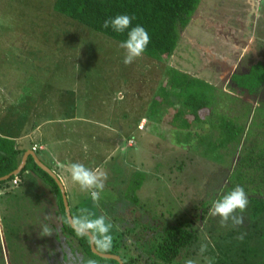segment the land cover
<instances>
[{"label":"rangeland","instance_id":"374dc122","mask_svg":"<svg viewBox=\"0 0 264 264\" xmlns=\"http://www.w3.org/2000/svg\"><path fill=\"white\" fill-rule=\"evenodd\" d=\"M53 2L0 0V135L40 125L34 141L41 143L36 146L42 151L36 154L64 181L73 215L103 216L112 225L110 248L123 257H136L134 264H164L147 250L154 231L170 224L185 225L196 234L173 264L232 263L231 256L223 255L224 236L247 230L246 211L236 213L243 216V224L230 220L222 226L210 208L223 196L229 166L250 144L249 131L244 130L240 145L230 148L225 163L213 161L217 158L211 152L209 158L204 155L197 136L212 132L214 113L238 117L239 123L251 126L249 130L257 120L254 113L245 117L244 103L230 100L222 91L238 96L229 83L231 74L264 59V0L259 5L200 0L166 62L142 55L129 65L123 63L120 43L58 15ZM258 14L263 15L259 20ZM249 26L254 27L250 33ZM179 72L217 89L214 113L203 111L201 126L179 129L173 124L177 103L185 106L187 95L176 98V90L169 85L162 91V86L170 74ZM257 103L264 107V94L253 105ZM211 136L204 144L214 151ZM258 140H264L262 129H254L250 138L256 144ZM56 161L64 165L58 172ZM71 163L106 176L103 188L97 189L98 201L71 179ZM19 178L18 187L9 182L0 190V264H97L86 254L74 257L70 236L54 239L47 206L50 193L56 195L53 189L30 173ZM155 223L160 227L157 224L153 231L150 225ZM45 225L50 235L42 233ZM202 245L207 246L203 253Z\"/></svg>","mask_w":264,"mask_h":264},{"label":"trees","instance_id":"16d2710c","mask_svg":"<svg viewBox=\"0 0 264 264\" xmlns=\"http://www.w3.org/2000/svg\"><path fill=\"white\" fill-rule=\"evenodd\" d=\"M199 3L200 0H54L52 9L58 15L72 20L73 23L80 24L117 43L127 38L128 30L124 33H117L111 26L104 28V21L120 14L134 17L130 28L140 25L150 36V42L143 55L164 63L175 53L179 44L180 32L189 24ZM178 74H182L181 77L184 78H180ZM191 78L194 77L186 73H172L169 79L163 82L164 86H162V91L169 85L176 90L178 92L176 98L181 99V96L187 95L186 105H180L182 102L177 103L179 109H176L172 118L173 124L178 126L179 129H190L193 124L200 126L204 124L205 121L201 119L200 115L203 111H207L208 114L213 112L211 105L217 97V89L212 84L204 87L199 81ZM232 79L238 87L245 88L252 93L264 83V73L261 75L254 68L250 73L234 76ZM211 85L214 89L213 96L210 94ZM183 107L189 112L186 111V113ZM247 111L244 114L245 117L249 112ZM184 114L190 115L191 119H187ZM214 114L212 120L210 119L209 127L212 134L208 133L197 137L199 143L203 145L204 155L208 157V152H211L217 158H211L213 161L225 163V158L230 157L229 155L232 154L230 148L234 150L240 144L245 124L239 123L238 117L231 118L223 114ZM178 119L181 122L179 120V123H176ZM249 134L254 137V130ZM195 135L197 134L195 133ZM209 135H212V138L214 136L216 141L214 151H211L204 144L205 138ZM249 143L244 147L245 152H240L238 163L229 178V186L226 187L227 192L237 185L244 188L249 200L245 210L249 219V226L246 231L231 230L225 234L224 238L227 240L225 251L227 253H222L225 257L231 256L230 260L232 262L230 263L227 260V264H264V149L258 147L252 141H249ZM23 154L24 150L16 148L13 138L0 135V178L10 174L19 166ZM24 173L39 177L53 189L64 224L67 230L76 236L84 254L93 259L95 258L97 264H118L116 260L103 259L92 253L89 237L87 235H77L75 230L69 226L65 218L61 192L57 184L35 164L32 157L27 158L25 166L17 176L1 181L0 189L9 186V182ZM157 224L150 225V229L154 231L157 228L156 226L159 225ZM161 227V230L157 228L158 231H154L147 254L160 263L173 264L177 261L181 252L193 244L196 234L187 226L181 224L161 225ZM94 245L99 253L119 256L123 264H134L136 262V257H123L114 248L103 251L95 243Z\"/></svg>","mask_w":264,"mask_h":264},{"label":"clouds","instance_id":"9594fccd","mask_svg":"<svg viewBox=\"0 0 264 264\" xmlns=\"http://www.w3.org/2000/svg\"><path fill=\"white\" fill-rule=\"evenodd\" d=\"M133 19L134 17H130L129 15L120 14L113 18L106 19L103 23L104 28L111 26L117 33H124L128 30L127 38L119 44V47L124 50L123 63L125 65H129L141 57L150 42V36L142 26L136 25L130 28ZM86 147L87 146H85V150ZM38 150L39 149L33 151L31 148V151L34 153ZM56 163L57 166L64 167L59 161H56ZM68 167L71 179L79 185L82 191H89L94 202L98 201L100 192L97 189L103 188V180L106 179V176L103 173H98L87 168L82 163H71ZM248 203V196L244 188L237 185L231 191L224 194L220 199L212 202L210 215L214 217L218 216L222 226L226 225L230 220L234 225H241L244 222V218L242 215H237L236 213H243L247 208ZM69 223L77 235L83 236L92 234L93 242L101 250L107 251L110 248L111 236L108 233L110 232L112 225L106 223L103 216L95 219L72 217ZM42 233L44 236H47L51 234V230L45 225L42 227ZM206 247V245H202L200 252L203 253L206 251ZM89 264H92V262H89ZM187 264H192V261H187Z\"/></svg>","mask_w":264,"mask_h":264},{"label":"flooded vegetation","instance_id":"af4514ba","mask_svg":"<svg viewBox=\"0 0 264 264\" xmlns=\"http://www.w3.org/2000/svg\"><path fill=\"white\" fill-rule=\"evenodd\" d=\"M246 2L247 1H249L251 4H255V3H257L258 5L259 4H261L262 2H263V0H245ZM258 11H260V10H254V12L255 13H260V12H258ZM253 12V10H251L250 11V13H252ZM253 12V13H254ZM260 14H262V13H260ZM260 14H258V20H259V18L260 17H262L263 15H260ZM257 15V14H256ZM249 17H250V14L248 15ZM247 16V17H248ZM260 16V17H259ZM248 17V18H249ZM262 21H264V19H262ZM252 29H254V27L252 28L251 26H249L248 27V29H247V31H249L248 33H250L251 31H252ZM254 33H256L257 34V32H254ZM256 69V70H258L260 73H261V75H263V73H264V59H258V60H255V61H253L251 64H250V66L245 70V71H243V72H240V73H236V72H233L232 74H231V76H230V79H229V83H230V85H231V87H233L234 89H235V91H237V92H240V94L237 96V95H235L234 93H233V91H231V92H226V91H222L221 93L222 94H225V95H227L228 96V98L230 99V100H232V101H238V102H242V103H244L243 105H244V108H245V110L248 112L247 113V117H249L250 115H252V113H254V115L257 117V120L254 122V123H251V125L254 127H252L250 130H249V128L251 127L249 124H247V125H245V127H244V130H246V131H249V132H252L254 129H256V130H264V107L263 106H261V104H256V105H253V103L255 102V101H258V99L260 100L261 99V95L262 94H264V83L256 90V91H254V92H252V93H250V92H248L247 91V89H245V88H241V87H238L235 83H234V81H233V77L234 76H241V75H246V74H248V73H250V71L252 70V69ZM213 85V84H212ZM214 86V85H213ZM215 87V86H214ZM246 113V112H245ZM186 115L187 114H185L184 116L186 117ZM252 119H254V117H252ZM249 136H250V134H249ZM258 136V135H257ZM250 138H251V136H250ZM250 138H249V141H250ZM259 140L257 141V146L259 147H262L263 149H264V140L262 141V142H260V144H259ZM240 145V144H239ZM257 151V150H256ZM240 152H245V150H244V147H242V149H241V151ZM29 157V156H28ZM239 158H240V153H239V156H238ZM239 158L237 159V162L234 164V165H230L229 166V170H230V174L228 175V177H227V183L224 185V187H223V189H224V193H223V195L224 194H226L227 193V190H226V187H228L229 186V178H230V175H231V173H232V171L234 170V168H235V166L237 165V163H238V160H239ZM39 159V158H38ZM40 160V159H39ZM44 164V163H43ZM45 165V164H44ZM48 167V166H47ZM49 168V167H48ZM50 169V168H49ZM11 183V185H13V187L14 188H16V187H18L19 185H20V183H21V180H20V178L19 177H17L16 178V182L15 183H13V180L10 182ZM64 187V186H63ZM0 190H2V189H0ZM50 190H48V192H49ZM65 191V190H64ZM1 192V191H0ZM2 195V193H0V196ZM66 195V194H65ZM50 199H48V207H51V208H48V216H50V218L52 217V219L54 220V225H53V229H54V231H55V234L53 235V237H54V239L55 238H57V235H62V237L65 235V236H70V241H72V245L73 246H75L76 247V251L75 252H73V253H75V255H74V257H76L77 255H79V254H81V255H84V252L82 251V249H81V246H80V244L78 243V240L76 239V236L74 235V234H72L69 230H67V228H66V226H65V224H64V220H63V218L61 217V213H60V211H59V208H58V206H57V203H56V195H55V197L53 196V194H51L50 193ZM53 196V197H52ZM61 197H62V195H61ZM222 197V196H221ZM62 202H63V200H62ZM67 202H68V200H67ZM63 207H64V204H63ZM68 207H69V209H68V211H69V214H70V216H71V218L72 217H75V215H73V213H72V210H71V208H70V206H69V203H68ZM247 209V208H246ZM245 209V210H246ZM64 212H65V218H66V221H67V223L69 224V221H68V218H67V213H66V210H65V208H64ZM247 214V213H246ZM49 218V219H50ZM69 226L71 227V225L69 224ZM57 227H58V233H57ZM72 228V227H71ZM73 229V228H72ZM74 230V229H73ZM69 241V242H70Z\"/></svg>","mask_w":264,"mask_h":264},{"label":"water","instance_id":"95a60500","mask_svg":"<svg viewBox=\"0 0 264 264\" xmlns=\"http://www.w3.org/2000/svg\"><path fill=\"white\" fill-rule=\"evenodd\" d=\"M28 156L32 157L33 161L35 162V164L41 169L43 170L45 173H47L57 184L61 195H62V200H63V204H64V208L66 210L67 213V218L68 221H70L71 216L69 214V207H68V202H67V198L65 195V191H64V187L62 185V183L60 182L59 178L57 177V175L51 170L49 169L46 165H44L39 159L38 157L35 155V153L31 150L26 151L22 158H21V162L19 164V166L10 174L3 176L0 178V182L9 179L12 176H17L19 174V172L23 169V167L25 166L26 160L28 158ZM70 224V223H69ZM89 237V244H90V248L92 253H94L95 255L99 256L100 258L103 259H113L116 260L118 262V264H123V261L121 260V258L117 255H112V254H103V253H99L94 245L93 239H92V234H88L87 235Z\"/></svg>","mask_w":264,"mask_h":264},{"label":"crops","instance_id":"0c3cea01","mask_svg":"<svg viewBox=\"0 0 264 264\" xmlns=\"http://www.w3.org/2000/svg\"><path fill=\"white\" fill-rule=\"evenodd\" d=\"M8 121V120H7ZM31 123V121H30ZM26 124H28L26 122ZM32 124V123H31ZM22 126H24V124H21ZM39 126H36L35 128H30L31 129H19L18 133H14V134H10V133H4L3 131L1 132L2 136H5L7 138H13L14 142H15V146L17 149H22L24 150V153L28 150H31L32 146L35 145H41V143L34 141V138L38 136L39 132ZM38 132V133H37ZM37 133V136H35V134ZM40 136V134H39ZM41 139V138H40ZM44 140V139H43ZM42 146V145H41ZM42 151V150H41ZM35 155L37 156L36 152ZM38 157V156H37ZM50 159H53V156L49 157ZM41 161V160H40ZM42 162V161H41ZM43 163V162H42ZM50 168V167H49ZM62 167L57 166L56 170L58 172L59 169H61ZM64 168V167H63ZM51 169V168H50ZM52 170V169H51ZM58 177V174L52 170ZM60 182L62 183V185L64 186V181H62V179L59 177ZM66 194V193H65Z\"/></svg>","mask_w":264,"mask_h":264},{"label":"built area","instance_id":"2783aa9c","mask_svg":"<svg viewBox=\"0 0 264 264\" xmlns=\"http://www.w3.org/2000/svg\"><path fill=\"white\" fill-rule=\"evenodd\" d=\"M37 149H41V147H37L36 145L32 147V150H33V151H35V150H37ZM15 182H16V179L13 180V183H15Z\"/></svg>","mask_w":264,"mask_h":264}]
</instances>
